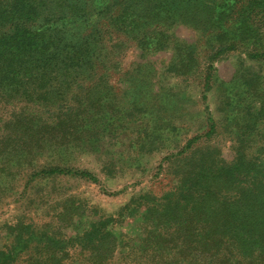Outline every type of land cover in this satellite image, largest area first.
<instances>
[{"label":"trees","instance_id":"obj_1","mask_svg":"<svg viewBox=\"0 0 264 264\" xmlns=\"http://www.w3.org/2000/svg\"><path fill=\"white\" fill-rule=\"evenodd\" d=\"M243 3L0 0V204L20 196L41 213L48 200L61 198L54 223L22 218L0 227V264H264V90L255 87L258 77L247 85L245 131L233 135L230 161L209 147L192 152L170 176L168 193L139 194L116 217L75 205L53 185L65 177L97 184L91 172L73 166L80 149L111 145L128 127L142 130L120 123L129 113L113 103V76L129 86L132 73H140L141 64L131 73L120 69L123 41L145 62L170 53L167 67L175 77L190 75L198 56L195 43L175 36L176 26L205 40L210 71L216 57L238 46L259 61L264 19L256 26L254 18L264 17V0ZM207 121L209 137L215 120L208 114Z\"/></svg>","mask_w":264,"mask_h":264},{"label":"rangeland","instance_id":"obj_2","mask_svg":"<svg viewBox=\"0 0 264 264\" xmlns=\"http://www.w3.org/2000/svg\"><path fill=\"white\" fill-rule=\"evenodd\" d=\"M245 1L249 0H233L237 5ZM262 19V16L254 18L256 26H260ZM173 32L179 39L195 43L198 56L194 70L188 76L175 77L167 67L170 53L151 55L147 57L149 62H145L132 42L123 41L116 58L120 69L131 73L137 64H141L140 73H132L129 86L118 83L117 76H113V93L116 96L113 103L117 104L120 112L127 110L129 113L120 123L131 121L135 123L133 126L140 125L142 130L137 129L133 133L128 127L124 137L111 140V145L103 144L104 141L102 147L86 144L80 149L73 166L91 172L99 182L61 178L53 183L60 197H70L75 205L83 203L100 215L116 217L132 205L139 194L150 193L159 198L168 193L174 186L170 176L190 153L198 154L209 147L218 150L227 161L232 159L233 135L237 133L240 136L245 131L241 118L246 113L249 100L247 85L258 77L255 87L264 90V59L249 60L245 55L247 50L238 46L235 51L214 59L213 72L208 70L209 62L205 61L209 51L205 40L184 26H176ZM208 74L211 78L207 81L206 91ZM208 114L215 120V133L206 137ZM196 137L199 140L191 151L176 157L187 142ZM129 140L132 141L130 146ZM105 163H109L110 169L102 170ZM24 181L21 175L16 191H21ZM47 187L52 185L47 183ZM60 199L48 200L44 210L36 213L33 210L36 204H29L25 198L15 195L5 198L0 204V227L22 218L34 223H54L50 218L54 216ZM1 237L0 232V244Z\"/></svg>","mask_w":264,"mask_h":264}]
</instances>
